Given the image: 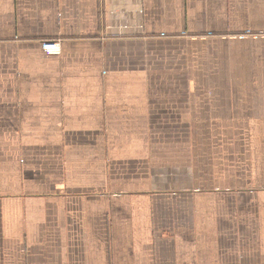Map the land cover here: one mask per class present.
<instances>
[{"label": "crops", "instance_id": "0c3cea01", "mask_svg": "<svg viewBox=\"0 0 264 264\" xmlns=\"http://www.w3.org/2000/svg\"><path fill=\"white\" fill-rule=\"evenodd\" d=\"M0 264H264V0H0Z\"/></svg>", "mask_w": 264, "mask_h": 264}, {"label": "built area", "instance_id": "2783aa9c", "mask_svg": "<svg viewBox=\"0 0 264 264\" xmlns=\"http://www.w3.org/2000/svg\"><path fill=\"white\" fill-rule=\"evenodd\" d=\"M43 50L46 52H57L58 51V47H57V43H53V42H49V43H44L43 44Z\"/></svg>", "mask_w": 264, "mask_h": 264}]
</instances>
